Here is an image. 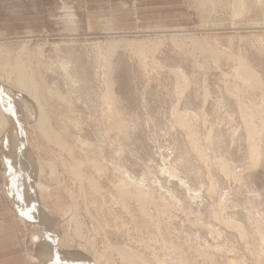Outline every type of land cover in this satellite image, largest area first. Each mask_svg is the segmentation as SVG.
Instances as JSON below:
<instances>
[{
    "label": "rangeland",
    "instance_id": "1",
    "mask_svg": "<svg viewBox=\"0 0 264 264\" xmlns=\"http://www.w3.org/2000/svg\"><path fill=\"white\" fill-rule=\"evenodd\" d=\"M232 1L36 0L40 14L28 20L32 30L25 19L27 6L32 9V5L5 2L3 7L13 11L19 26L15 29L13 24L8 29L15 32L12 35L0 34L9 54L0 55L2 82L7 84L10 74L9 85L15 89L16 76L11 74L8 64H14L22 49V38L34 36L22 57L39 80L43 107L53 127L73 147L74 156L85 163L81 173L100 183L96 193L85 182L88 180L81 182L77 178L73 158L40 134L33 121L37 115H30L25 121L18 119L23 124L22 147L33 156L34 164L43 163L42 177L40 172L34 175L35 187L41 181L47 189L44 187L45 191L38 193L49 207L58 200L68 202L73 206L71 212L80 220L77 235L71 217L56 209L58 234L54 232V245L59 235L72 253L91 264L96 260L95 250L102 259L100 264L129 263L109 244L137 251L146 264H264V243L258 238V228H264V86L262 89L245 85L234 75L237 57L242 54L264 83V0H244L243 11ZM113 43L118 45L111 55L109 48ZM108 60H113V104L108 103L103 80L108 73ZM176 70H181L185 77H180ZM45 86L58 90L63 99L59 102L55 98L50 103ZM27 101L37 114V104ZM178 113L180 116L176 117ZM14 114L8 115L11 122L17 117ZM184 118L187 121L180 124ZM244 118L254 121L251 123L257 126L256 131L262 133L258 166L249 156ZM193 133L194 138H190ZM208 133L213 143L207 141ZM6 145L7 133L3 134L0 128V211L4 214L0 225L16 227L20 240L23 228L14 219L18 216L22 220L23 215L7 184L16 169L7 160ZM197 150L202 152L201 156ZM91 160L101 163L103 172L89 165ZM224 160L229 175L221 170L220 162ZM52 161L55 178L47 164ZM20 162L23 165L24 158ZM32 180L18 187L24 198L32 190ZM126 180L131 183L130 196L120 191ZM31 192L30 201L37 205ZM136 193H146L144 206L139 205ZM38 207L47 210L43 204ZM30 215L41 221V215ZM229 220L243 227L236 229L237 225ZM256 220L260 222L256 224ZM23 221L29 224L28 244L33 257L49 264L41 256L45 238L37 236L39 222ZM239 229H244L245 234ZM57 249L60 253L70 252ZM50 260L55 264L62 262ZM64 262L70 264L67 259ZM25 263L31 264L27 258Z\"/></svg>",
    "mask_w": 264,
    "mask_h": 264
},
{
    "label": "bare ground",
    "instance_id": "2",
    "mask_svg": "<svg viewBox=\"0 0 264 264\" xmlns=\"http://www.w3.org/2000/svg\"><path fill=\"white\" fill-rule=\"evenodd\" d=\"M234 1V6L235 7H238V8H235V9H238V10H242L243 8H245V2L244 0H233ZM232 1V2H233ZM261 2L263 0H257V2ZM229 2V1H228ZM255 3V2H254ZM258 4V3H257ZM256 5V4H255ZM260 5V4H259ZM264 5V4H263ZM262 6V5H261ZM233 7V5H232ZM260 7V6H259ZM255 8V7H254ZM237 10V11H238ZM207 11V10H206ZM233 11V10H232ZM243 11V10H242ZM239 12V11H238ZM237 13V12H236ZM235 13V14H236ZM241 13V11H240ZM71 14V13H70ZM239 14V13H237ZM74 16V15H73ZM74 18V17H73ZM264 19V18H263ZM76 25V23H75ZM70 26V25H69ZM73 26V25H72ZM76 30V29H75ZM72 31V30H71ZM75 33V32H74ZM111 34V33H110ZM76 36V35H75ZM34 36H25L24 38H22V49L17 53V56L15 58V62L13 65L11 64H8V67H10V70H11V74L13 73L14 76H16V82L14 83L15 84V89L11 88L10 85H11V79H12V76L10 74H8V83L7 84H4L2 82V77H0V128L1 130L3 131V134H5V132L7 133V145H6V150H7V160L9 162V164H13L14 165V169H18L19 171V174H18V171H14V177H15V182L12 183V176L13 174L10 176V179L7 181V184L9 186V190H10V193L13 194L14 196V199H15V202L16 200L18 201L17 202V207L18 209L20 210L21 212V216L24 220H28V221H38L39 222V227H40V231L39 233L37 234L40 235V237H44L45 238V243L43 244L42 246V249H41V253H42V259L46 260V261H50L49 264H55V262L53 263L50 259L52 260H55L57 259L58 261H62L60 262V264H68L66 262H64V259L68 260V262L70 264H91L89 263L88 259H85V258H82L81 256H79L78 254H75L74 252L72 253V250L68 249V247L65 246V243L62 241V240H59L60 238L57 236V238H55L54 242H55V245L59 248H62V249H66L65 251H70V252H65V253H60L59 250L57 249V247H55L54 243H53V239L55 237L54 235V232H57L58 234V225H57V222H58V216L56 215V209L59 210V212H62V213H65L67 215H69L71 217V224H75L77 226V235L80 234V226H79V221L78 219L76 218V215L74 213H72L71 211L73 210V206L72 205H69V203L66 202H60V200L57 201V203H55V205H51L52 207H49V204L46 202V200L43 198V196L41 197L40 196V192L42 191H45L44 189L46 188L45 186L42 185L41 181L38 182V188L39 191H37L36 187H35V184L37 183L36 181V176H37V172H40V178L42 177L41 176V173H42V162L40 163L39 161V165L34 164V161L32 159V157L30 156V153L29 151L27 150V148L25 147H22L23 144H22V141H23V137L21 136L23 133H22V125H20V120L22 121H25L26 119L30 118L29 116H33L35 118V115L36 118L33 120L36 122V125L38 126V130L41 132L40 134H42L49 143H54L57 147H60L61 150L67 152L69 154V156H71L73 158V161H74V167H75V174L77 176V178L82 182H84L85 180H88V181H85L87 183H89L88 185L90 186V190H94L96 193H98L100 191V186L98 183V181L94 180L93 177H88L86 176L85 174H82L81 173V169H83L82 167H84L85 163L82 161V160H79L77 159L75 156H74V150H73V147L72 146H69L66 139H64V137L61 135L60 132H58L54 127H53V124H52V121H51V118H50V115H48V113L45 111L44 107H43V104L41 102V86L39 84V80L37 81L36 78L34 77V73L32 71L29 70V68H27L25 66V63L23 62V55L25 54L28 46L30 45V43H32L33 41V38ZM190 37V36H189ZM188 38V37H187ZM189 39V38H188ZM199 42V40H198ZM204 43V42H203ZM5 44L6 42L5 41H0V55L1 56H8L9 54L4 50L5 49ZM200 44V43H199ZM117 43H113L111 46H110V50H109V54H113L116 47H117ZM146 46V45H145ZM105 47V45H104ZM140 47L141 49L144 47V44L141 42L140 43ZM159 48V47H158ZM193 48V47H192ZM100 49V48H99ZM102 49V48H101ZM105 50V49H104ZM198 50V49H197ZM205 50V49H204ZM74 51V50H72ZM5 52V53H4ZM140 53V51H139ZM138 53V54H139ZM73 54V52H72ZM103 54V53H102ZM116 54V53H115ZM71 55V54H70ZM143 55V53H142ZM231 55V54H230ZM234 55V54H233ZM232 55V56H233ZM42 56V55H41ZM105 56V55H104ZM195 56V55H194ZM236 56V55H234ZM46 57V56H45ZM76 57V56H75ZM114 57V56H113ZM44 58V57H43ZM73 58V57H72ZM103 58V57H102ZM108 58V57H107ZM52 60V59H51ZM73 60V59H72ZM111 61V60H110ZM110 61L108 60L109 62V68H108V73H104L105 74V77L103 78V80L105 79V85L107 86V99H108V103H112V101H115L116 99L113 100V97H114V90H113V81H112V77H113V74H111V71L110 68H111V65H110ZM50 62V60H49ZM103 62V61H102ZM113 62V60L111 61ZM215 62V61H214ZM195 63V62H194ZM234 63V62H233ZM43 64V63H42ZM75 64V63H74ZM77 64V63H76ZM75 64V66H76ZM100 64V63H98ZM104 64V63H103ZM113 64V63H112ZM216 64V62H215ZM222 64V63H221ZM49 65V64H48ZM47 65V67H48ZM252 65V64H251ZM249 64V62L247 61V58H245L244 56L239 55V57H237V66H235V71H234V75H236V79H239L242 81V83H244L245 85H253V86H256V88H262L264 86V83L262 81V78L260 76V74ZM13 66V67H12ZM65 66V64H64ZM101 66V65H99ZM51 67V66H50ZM67 67V66H66ZM65 67V68H66ZM44 68V67H43ZM42 68V69H43ZM46 68V67H45ZM70 68V67H69ZM101 68V67H100ZM31 69V68H30ZM68 69V68H67ZM99 69V68H98ZM7 70V69H6ZM40 70V69H39ZM44 72H45V69H43ZM59 70V69H58ZM61 70V69H60ZM64 70V69H63ZM74 70V69H73ZM67 71V70H66ZM69 71V69H68ZM100 71V70H99ZM98 71V72H99ZM107 71V70H106ZM177 71V70H176ZM54 72V71H53ZM56 72V71H55ZM70 72V71H69ZM105 72V71H104ZM73 73V72H72ZM75 73V72H74ZM73 73V74H74ZM175 73V72H174ZM178 75L182 78L185 77V74H183V72H181V70L177 71ZM58 74V73H57ZM60 74V73H59ZM64 74V73H63ZM68 74V72L66 73ZM71 74V72H70ZM99 74V73H98ZM6 75V74H5ZM10 75V76H9ZM54 75V74H53ZM72 75V74H71ZM3 76V75H2ZM49 76V75H48ZM56 76V75H55ZM76 76V75H74ZM176 76V75H175ZM57 77V76H56ZM55 77V78H56ZM60 77V76H59ZM66 79L69 78L68 75L65 76ZM73 77V76H71ZM79 77V75H78ZM229 77V76H228ZM233 77V78H235ZM50 78V77H49ZM53 78V77H52ZM58 78V77H57ZM56 78V79H57ZM82 78V77H81ZM89 78V77H88ZM178 78V77H177ZM181 78V79H182ZM4 79V78H3ZM46 79V78H45ZM76 79V78H75ZM180 79V80H181ZM48 80V79H47ZM51 80V79H50ZM77 80V79H76ZM80 80V79H79ZM78 80V82H79ZM102 80V81H103ZM183 80V79H182ZM4 81V80H3ZM59 81V80H57ZM81 81V80H80ZM240 81V82H241ZM61 82V81H60ZM64 82V81H63ZM76 82V81H74ZM73 82V83H74ZM85 82V81H84ZM92 82V81H91ZM177 82V81H175ZM184 82V80H183ZM187 82V81H186ZM50 83V82H49ZM48 83V84H49ZM53 83V82H52ZM51 83V84H52ZM56 83V82H55ZM10 84V85H9ZM60 84V83H59ZM57 84V86L59 85ZM65 84V83H64ZM69 84V83H68ZM92 84V83H91ZM185 84V83H184ZM4 85L8 86V87H5ZM43 85V84H42ZM75 85V84H73ZM177 85V83H176ZM175 85V86H176ZM67 86V85H66ZM71 86V85H70ZM79 87V85H77ZM182 86V85H181ZM188 86V85H187ZM46 87V86H45ZM54 87V86H53ZM105 87V86H104ZM179 87V86H178ZM234 87V86H233ZM247 87V86H246ZM11 88V89H10ZM253 87H251L252 89ZM187 89V88H186ZM227 89V88H225ZM238 89V88H236ZM242 89V88H241ZM250 89V88H249ZM255 89V87H254ZM253 89V90H254ZM263 89V88H262ZM106 90V89H105ZM181 90V88H180ZM185 90V89H184ZM252 90V91H253ZM46 91L48 93V96H49V99H50V103H53L54 99L57 98L58 101L59 99H63V97L60 96V94L54 90L53 88L47 86L46 87ZM247 91V90H246ZM250 91V92H252ZM178 92V91H177ZM183 92V90H182ZM234 92H235V89H234ZM232 92V93H234ZM244 92V91H243ZM254 92H257V91H254ZM259 92V91H258ZM45 93V92H44ZM43 93V94H44ZM181 93V92H180ZM184 93V92H183ZM208 92H205V95L207 94ZM236 93V92H235ZM238 93V92H237ZM253 93V92H252ZM241 94V93H240ZM249 94V93H248ZM256 94V93H255ZM184 95V94H182ZM209 96V94H207ZM206 95V97H208ZM233 95V94H232ZM245 95V94H244ZM257 95V94H256ZM254 95V96H256ZM45 96V95H44ZM43 96V97H44ZM231 96V94H230ZM239 96V95H238ZM250 96V94H249ZM253 96V95H251ZM264 96V95H263ZM27 97V99H30L31 101H33L35 104H37V110H38V113L36 114L35 110H34V106H31L30 104L32 103H29V101L26 102L27 99H25ZM182 97V96H181ZM234 97V96H232ZM241 97V96H240ZM245 97H248L247 95ZM259 97V96H258ZM257 97V99H258ZM239 98V97H238ZM207 99V98H206ZM243 99V98H242ZM247 99V98H246ZM245 99V100H246ZM259 99H262L259 97ZM237 100V98H236ZM240 100V99H239ZM263 100V99H262ZM45 101V100H43ZM57 101V103H58ZM248 101V100H247ZM49 102V101H48ZM47 102V103H48ZM55 102V101H54ZM60 102V101H59ZM64 102H66V99L64 100ZM117 102V101H116ZM238 102V101H237ZM115 103V102H114ZM242 103V102H241ZM246 103V102H244ZM45 104V102H44ZM49 104V103H48ZM60 104V103H59ZM64 104V103H63ZM106 104V103H105ZM239 104V103H238ZM249 104H250V101H249ZM254 104V103H253ZM243 105V103H242ZM264 105V104H262ZM51 106V105H50ZM61 106V105H60ZM92 106V105H91ZM107 106V104H106ZM104 107V106H103ZM108 107V106H107ZM110 107V106H109ZM243 108L244 107H248V106H242ZM61 108V107H60ZM115 108V107H114ZM241 108V106H240ZM56 109V108H55ZM109 109V108H108ZM246 109V108H245ZM70 110V109H69ZM242 110V109H241ZM250 110V109H249ZM257 110V109H256ZM52 111V109H51ZM110 111V110H109ZM176 111V110H175ZM108 112V111H107ZM245 112V111H244ZM260 112V111H259ZM263 112V110L261 111V113ZM15 113L14 115H16L17 117L15 118V120L13 122H11L9 120V117L8 115L9 114H13ZM243 113V112H242ZM33 114V115H32ZM104 114V113H103ZM109 115H112L111 113H108ZM117 114V113H116ZM176 114V113H175ZM179 114V113H178ZM180 116V114L178 115ZM182 114V112H181ZM189 114V113H188ZM245 114V113H244ZM251 114V113H250ZM118 115V114H117ZM246 115V114H245ZM248 115V114H247ZM263 115V114H262ZM188 116V115H187ZM249 116V115H248ZM250 117H253V116H250ZM117 118V117H116ZM175 118V117H174ZM188 118V117H187ZM187 118H184L182 119V121L180 120V124H183L184 121L187 119ZM243 118V117H242ZM249 118V117H247ZM19 119V121H18ZM176 119V118H175ZM181 119V117H180ZM245 119V118H244ZM242 119V120H244ZM111 120V119H110ZM184 120V121H183ZM253 120V119H252ZM256 120V119H255ZM258 120V119H257ZM79 121V120H78ZM83 121V120H82ZM178 121H179V118H178ZM187 121V120H186ZM263 121V120H262ZM182 122V123H181ZM189 122V120H188ZM252 123L254 121H251ZM249 120L245 119L243 125H245L246 129H245V133L248 134L247 136V139H248V143H249V147H250V153H249V156L251 157L250 159L255 161L254 165H257L259 164V161H261L260 159V136L262 135V133H258L256 131L257 129V126L255 128V126L251 123ZM257 122V121H256ZM22 123V122H21ZM58 123V122H57ZM62 123V122H61ZM261 123V122H260ZM177 124V123H176ZM186 124V123H185ZM75 125H77L75 123ZM187 125V124H186ZM257 125V124H256ZM190 126V125H188ZM59 127V126H58ZM61 127V126H60ZM66 127V126H65ZM71 127V126H70ZM78 128V127H77ZM183 128V127H182ZM184 129V128H183ZM194 129V128H193ZM6 130V131H5ZM62 130V129H60ZM211 130V129H210ZM218 130V129H217ZM258 130V129H257ZM264 130V129H263ZM69 131V130H68ZM188 132L190 133V131L188 130ZM220 132V131H219ZM262 132V130H261ZM264 132V131H263ZM188 133V134H189ZM209 133H211L209 131ZM209 133L207 135H209ZM234 133V132H233ZM233 133L231 135H233ZM238 133V132H237ZM236 133V134H237ZM242 133V132H241ZM19 134H20V137H19ZM63 134L68 136L67 133H65L64 129H63ZM221 134V133H220ZM235 134V133H234ZM235 134V135H236ZM243 134V133H242ZM261 134V135H260ZM192 135V134H191ZM234 135V136H235ZM187 136V135H186ZM215 136V135H214ZM194 138V133H193V136H190V138ZM208 137V136H207ZM236 137V136H235ZM238 137V136H237ZM74 138V137H73ZM196 138V137H195ZM209 140H206L209 141L210 143H213L214 139L211 137V135H209ZM226 138V137H225ZM230 138V136H229ZM68 139V137H67ZM82 139V138H81ZM189 139V138H188ZM194 140V139H193ZM197 140V139H196ZM205 140V139H204ZM228 140V139H227ZM234 140V139H233ZM230 141V142H233ZM236 140V138H235ZM234 140V141H235ZM85 141V140H84ZM206 141V142H207ZM229 142V141H228ZM90 143V142H89ZM210 143H209V146H210ZM247 143V144H248ZM197 143H195L196 145ZM228 144V143H227ZM227 144H225L227 146ZM235 144V143H234ZM212 145V144H211ZM221 145V144H220ZM224 145V146H225ZM264 145V144H263ZM86 146V145H85ZM198 146V145H196ZM225 146V147H226ZM233 146V143L232 145ZM83 147H84V144H83ZM102 147V146H101ZM195 147V146H194ZM23 148V149H22ZM100 148V147H99ZM210 148H212V146H210ZM232 148V147H231ZM230 148V149H231ZM263 148V147H262ZM101 149V148H100ZM195 149V148H194ZM198 149V148H197ZM229 149V148H228ZM264 149V148H263ZM208 150V149H207ZM210 150V149H209ZM249 151V150H248ZM197 152H199V150H197ZM204 152V151H203ZM209 152V151H208ZM200 153H202L201 151L199 152V155ZM205 153V152H204ZM203 153V154H204ZM210 153V152H209ZM215 153V152H214ZM219 153V152H218ZM60 154V153H59ZM202 154V155H203ZM248 155V154H247ZM263 155V154H262ZM261 155V156H262ZM82 156V155H81ZM201 156V155H200ZM199 156V158H200ZM206 157V156H205ZM217 157V155H216ZM263 157V156H262ZM24 158V164L22 165V163L20 162L21 159ZM222 158V157H221ZM32 159V160H31ZM207 159V158H205ZM204 159V160H205ZM216 159V158H215ZM223 159V158H222ZM99 160V159H98ZM203 160V161H204ZM209 160V159H208ZM220 160V158L218 159ZM207 161V160H206ZM226 160L224 161H221V166H222V169L223 172H225V174L227 173L229 175V170L227 168V165L225 163ZM263 161V160H262ZM202 162V161H201ZM209 162V161H208ZM206 163V162H205ZM219 163V162H218ZM219 163V164H220ZM228 163V162H227ZM49 168L51 169V172H52V177L55 178L56 177V172H55V163L52 161V162H48L47 163ZM89 165H91L95 170H97L98 172H103V166H101L98 162L94 161V160H91L88 162ZM253 164V162H252ZM36 167H35V166ZM180 165V164H178ZM206 165V164H205ZM64 166V165H63ZM258 166V165H257ZM206 167V166H205ZM255 167V166H253ZM92 168V169H93ZM34 169H35V173H34ZM39 169V170H38ZM208 171V169H207ZM15 172H17L15 174ZM231 174V173H230ZM36 175V176H34ZM39 175V174H38ZM212 175V174H211ZM234 175V174H232ZM232 175H230L232 177ZM226 176V175H225ZM228 176V177H230ZM227 177V176H226ZM235 177V175L233 176ZM84 178V179H83ZM33 179V180H32ZM237 179V178H236ZM33 182V185H32V182L31 183V188L32 190H29L27 195H25V198L24 196L20 195L19 194V190H18V187L19 186H26L27 184H29V181ZM77 180V179H76ZM78 180V181H79ZM120 181H123V180H120ZM36 182V183H35ZM10 183V184H9ZM214 183V182H212ZM211 183V185H213ZM14 184V185H13ZM37 185V184H36ZM87 185V186H88ZM131 186V183L129 181L126 180V182H122L121 183V194L127 196L131 194L130 190H129V187ZM45 187V188H44ZM47 189V188H46ZM25 190V189H24ZM49 190V189H48ZM118 190V189H117ZM26 191V190H25ZM33 191V195L35 196V199L38 201L37 205L36 203H34V201H30V195L32 194ZM40 194H39V193ZM59 192V191H58ZM94 192V193H95ZM137 192V191H136ZM71 194V193H70ZM69 194V195H70ZM133 194V193H132ZM138 195H136L137 197V200L140 202L139 205H145V202H146V198L144 197V195H142L143 193H136ZM47 195V194H45ZM74 195L71 194V197H73ZM134 196V195H133ZM124 197V196H122ZM114 198V197H113ZM135 198V199H136ZM119 199V198H118ZM32 200V199H31ZM120 200V199H119ZM136 200V201H137ZM52 202V201H51ZM75 203V201H74ZM73 203V204H74ZM155 203V201H154ZM38 204L41 206L42 204L46 206V209L47 210H42V207L39 208L38 207ZM72 204V202H71ZM146 207V206H145ZM142 208V207H141ZM144 208V207H143ZM41 209V210H39ZM39 210V211H38ZM61 210V211H60ZM145 210L146 212V209L144 208L143 211ZM40 211H41V214H40ZM101 211V210H100ZM31 212L35 215V216H42L40 219L41 221H39V219L37 217H33L31 214ZM86 212V211H85ZM147 213V212H146ZM58 214V212H57ZM87 214V213H86ZM64 215V214H63ZM149 215V214H148ZM217 215V214H215ZM31 216V217H30ZM251 216V215H250ZM216 218H218V216H215ZM252 218V216H251ZM22 219V220H23ZM223 221V220H222ZM230 221V220H229ZM256 224L259 223L260 221L259 220H256ZM259 221V222H258ZM231 222V221H230ZM240 222V221H239ZM227 223V222H226ZM233 223V222H231ZM230 223V224H231ZM238 223V222H237ZM233 224H236V223H233ZM231 224V225H233ZM255 224V223H254ZM228 225V224H227ZM237 225V228L238 229V226L240 228V223L239 224H236ZM236 225H234L236 227ZM260 225V224H259ZM262 225V224H261ZM260 225V226H261ZM231 227V226H230ZM243 227V226H242ZM257 228V227H256ZM262 227L258 228L259 229V237L258 238H261V240L263 241L262 243H264V228L263 231L261 230ZM108 229V228H107ZM240 231L242 229H239ZM93 231V230H92ZM113 231V230H112ZM245 231L244 229L242 230V232ZM257 231V229H256ZM241 232V233H242ZM243 234H245V232H243ZM240 235V234H239ZM245 235H241V237H244ZM39 237V236H38ZM38 239V238H37ZM247 239V237H246ZM260 240V239H259ZM260 240V242H261ZM69 241V240H68ZM241 241H244L242 240L241 238ZM72 242V241H71ZM262 243H261V246H262ZM53 247V250L51 248V246ZM67 245V244H66ZM264 246V245H263ZM107 247V246H106ZM109 247L112 251H115V252H118L120 257L123 258L126 262H129L130 264H146L144 262V259L139 255L137 254V251L134 252L133 250H131L129 247H122V246H116V245H110L109 244ZM248 247V246H247ZM95 250V248H93ZM109 249V248H108ZM179 252V251H178ZM118 255V256H119ZM102 256V255H101ZM107 256V254H106ZM95 257H96V260L94 262H92L93 264H100L101 263V257L97 254L96 250H95ZM103 257V256H102ZM48 258V259H47ZM88 258V257H87ZM182 258V257H181ZM207 258V257H206ZM210 258V257H209ZM37 259L33 258V261H36ZM104 260V258H103ZM181 260V259H180ZM212 260V259H211ZM56 261V260H55ZM212 262V261H211ZM58 262H56L57 264ZM112 263V262H111ZM128 263V264H129ZM182 263V261L180 262ZM184 263V262H183ZM233 263V262H232ZM235 263V262H234ZM59 264V263H58ZM185 264V263H184Z\"/></svg>",
    "mask_w": 264,
    "mask_h": 264
},
{
    "label": "crops",
    "instance_id": "3",
    "mask_svg": "<svg viewBox=\"0 0 264 264\" xmlns=\"http://www.w3.org/2000/svg\"><path fill=\"white\" fill-rule=\"evenodd\" d=\"M12 2H20L22 4L32 5V9L27 6V16L26 21L28 27L31 28L30 23L28 20L34 18L40 14L39 9L36 8V0H31L30 2H25L24 0L21 1H12ZM5 2H0V34H9L12 35L15 32H10L14 25V28H18L19 26V19H14L13 11L9 8H5ZM30 6V5H29ZM4 8V10H3ZM7 12V13H6ZM10 12V13H9ZM17 16L18 13H14ZM32 14V15H30ZM26 23V22H25ZM8 24V25H6ZM29 28V29H30ZM9 29V30H8ZM33 28H31L32 30ZM3 213L0 211V221L3 219ZM8 215V214H5ZM15 216V214H14ZM16 227L13 225L8 224L7 226L0 225V264H26L24 258V254L18 249L17 243L19 241L16 233ZM19 231V230H18Z\"/></svg>",
    "mask_w": 264,
    "mask_h": 264
},
{
    "label": "built area",
    "instance_id": "4",
    "mask_svg": "<svg viewBox=\"0 0 264 264\" xmlns=\"http://www.w3.org/2000/svg\"><path fill=\"white\" fill-rule=\"evenodd\" d=\"M6 1H21V0H0V2H6ZM25 2H30L31 0H24ZM16 219L14 221L21 223L22 228L21 233L19 234L20 240L17 243V247L23 251L24 256L27 258L28 262L31 264H44L42 261H39L37 258L33 257L32 249L30 248L28 244V223L21 220L20 217L15 216ZM21 221V222H20ZM27 225V226H26ZM33 258L37 259L36 261H33Z\"/></svg>",
    "mask_w": 264,
    "mask_h": 264
}]
</instances>
